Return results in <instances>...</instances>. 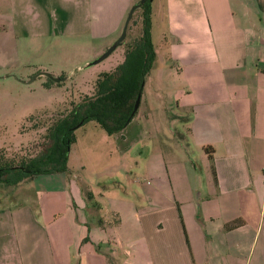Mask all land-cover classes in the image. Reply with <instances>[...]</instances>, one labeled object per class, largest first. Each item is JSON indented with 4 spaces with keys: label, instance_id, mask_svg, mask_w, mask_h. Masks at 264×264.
<instances>
[{
    "label": "crops",
    "instance_id": "obj_1",
    "mask_svg": "<svg viewBox=\"0 0 264 264\" xmlns=\"http://www.w3.org/2000/svg\"><path fill=\"white\" fill-rule=\"evenodd\" d=\"M103 4L116 5L107 33ZM131 4L0 0V70L14 66L18 40L106 39ZM163 8V55L179 81L170 99L179 140L164 154L151 142L152 115L136 113L109 136L121 156H139H130L133 196L90 192L87 200L78 192L71 207L64 173L14 186L19 195L0 187V264H264V0H163ZM152 32L151 22L154 68ZM159 108L169 129L166 106ZM35 180L49 197L24 190Z\"/></svg>",
    "mask_w": 264,
    "mask_h": 264
},
{
    "label": "rangeland",
    "instance_id": "obj_2",
    "mask_svg": "<svg viewBox=\"0 0 264 264\" xmlns=\"http://www.w3.org/2000/svg\"><path fill=\"white\" fill-rule=\"evenodd\" d=\"M139 1L141 0H132L133 4L129 5L126 10L123 21L128 10ZM148 5L153 11V15H151L152 40L158 52L157 63L154 68H151L140 95L142 99L139 101L136 117L152 115L157 131L156 135L155 132L152 133L154 138L151 139V142L153 144L162 143L163 152L167 154V147L179 140L177 135L179 130L174 131V128L177 124L176 117H180V112L174 108L170 101L171 93L179 81L175 76V67L168 64L166 66L163 55L165 53L162 39L163 0H148ZM103 6L101 9L104 21L101 31L107 33L113 26L116 5L108 7L110 5L106 4L105 7L103 4ZM140 20L139 10H136L126 30L124 43L104 60L94 65H89V63L97 59L117 39L123 21L115 33H111L106 39L97 41L89 40L90 36L88 35L41 41L30 40L27 43L16 41L15 67L6 71L0 70V154L4 159L17 160L21 155L27 154L25 149L33 150L41 140L45 127L60 116L65 109H68L71 102H76L84 95L90 94L91 86L97 75L108 72L119 64L125 44L140 34ZM90 46H98L101 51L96 55L89 53L87 48ZM39 73H47L53 78L66 77V79L59 84L52 82L47 85L46 83L50 80L40 75L32 82L26 83ZM159 105L166 106V114L173 122L172 125L169 124V129L162 125L161 119L165 114ZM73 136L74 142L70 145L67 155V171L64 173L67 185L70 187L67 202L71 207L79 205V200L75 198L78 192L84 193V197L86 193L90 192L94 195L97 192H117L119 195L126 196L130 192L129 195L133 196L136 187L133 182L134 173L137 170L134 163H130V156L136 158V161L139 156H135L133 153L121 156L117 145H113L111 138L94 122H88L79 127L74 131ZM163 136L169 140H165ZM129 166H131L132 177L130 184L128 180ZM30 185L29 188L24 187V190H29L30 194L37 193L39 197L42 195L49 197L45 193L46 190L43 189L46 188L43 183L41 186L35 180ZM50 186H54V184ZM1 188L5 192L15 191L18 195L23 191L22 186ZM41 198L44 200L43 197ZM98 203L100 205L105 203L107 208L116 206L110 201L106 203V201L99 200ZM134 204L138 206L137 203ZM56 207H58L57 210H61L63 202ZM46 208L52 209V206L46 204ZM102 212L103 218L106 220L111 218V213L106 214L104 208Z\"/></svg>",
    "mask_w": 264,
    "mask_h": 264
},
{
    "label": "trees",
    "instance_id": "obj_3",
    "mask_svg": "<svg viewBox=\"0 0 264 264\" xmlns=\"http://www.w3.org/2000/svg\"><path fill=\"white\" fill-rule=\"evenodd\" d=\"M137 10L141 31L125 44L121 62L112 70L99 73L90 94L71 102L68 109L45 127L33 150L25 149L27 154L17 160L4 159L0 154L1 187H14L35 176L66 173L68 151L74 142L73 133L88 122L97 124L107 136L119 134L130 123L136 113L132 112L135 99L141 95L155 60L148 0H144ZM85 198L90 200L91 194L86 193Z\"/></svg>",
    "mask_w": 264,
    "mask_h": 264
},
{
    "label": "water",
    "instance_id": "obj_4",
    "mask_svg": "<svg viewBox=\"0 0 264 264\" xmlns=\"http://www.w3.org/2000/svg\"><path fill=\"white\" fill-rule=\"evenodd\" d=\"M144 3V0L139 1L137 4L133 5L127 12V15L125 17V20L123 21L122 27H121V31L119 36L117 37V39L94 61H92L91 63H89V65H94L99 63L100 61L104 60L106 57H108L117 47H119L121 45V43L123 42L124 38H125V33H126V29L128 26V23L132 17V14L135 10H137L142 4ZM88 65V66H89ZM44 76L47 79H49L51 82L57 84L60 82H63L66 77H60V78H53L52 76H50L47 73H39L36 76L32 77L31 79H29L26 83H30L32 82L36 77L38 76ZM139 101H140V96H137L133 105V110L132 112L134 113L139 105Z\"/></svg>",
    "mask_w": 264,
    "mask_h": 264
}]
</instances>
